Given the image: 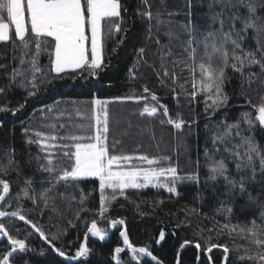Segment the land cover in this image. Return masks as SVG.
<instances>
[{
    "label": "snow or ice",
    "instance_id": "6c2138e0",
    "mask_svg": "<svg viewBox=\"0 0 264 264\" xmlns=\"http://www.w3.org/2000/svg\"><path fill=\"white\" fill-rule=\"evenodd\" d=\"M141 4L137 16L142 23L147 21L146 40L151 43L155 37L157 48L153 56L159 63L157 65L155 60L150 63L146 59L149 49L140 47L136 53L137 60L129 69L131 81L143 78L144 68L151 69L157 81L162 86L170 87L177 98L180 95L176 92L177 87L190 100L203 96L205 113L209 119L229 105L230 98L225 92V83L230 79L229 70L237 74L242 89L247 85L251 91V86L256 83L264 87V15L257 14L258 0H212L210 11L214 5L220 6V11H212V19L219 22V27L206 34L201 33L199 24L192 20V0H187L189 19L181 27L188 34V39L181 43L182 52L179 55L174 54L169 46L173 38L179 39L170 28L164 33L169 37V44H162L155 36L161 25L171 22L162 20L159 10L153 12L149 0H141ZM260 4H264V0H260ZM124 11L127 9L122 0H26V3L25 0H0V42L11 43L12 60L16 62L11 72L7 73V83L0 86V95H7L15 87L23 89L27 98H31L51 87L55 80L68 78L75 81L77 78L97 77L107 66L105 45L118 34L126 36L128 28L122 15ZM168 15L174 13L169 12ZM250 35L255 42L254 48L246 44ZM124 36L116 40L113 52L124 43ZM43 55L48 57L47 70L41 64L40 58ZM6 67L0 64V68ZM178 67L180 72L176 71ZM184 71L189 76L181 82ZM188 84L191 85V92L187 91ZM143 94H148L154 103H145L133 115L149 120L163 117L158 121L160 124L167 123L177 131H183L187 122L182 117H171L169 108L160 104L159 97L151 93L147 86H143ZM143 94L133 92L117 97L114 101L92 99L94 124L86 125L82 122L86 117L75 100L69 101L63 108L60 107L63 101L57 100L51 106L45 105L39 109L41 129L25 127L24 134L26 143L37 145L42 154L37 155L34 162L37 171L47 173L46 178L39 180V184L46 186L37 191L36 181L27 178L17 193V200H31L37 207L43 202L47 208L49 201L57 197L75 200L67 189L79 187L83 180L94 179L98 181L100 194L98 215L103 219L116 199L127 198L126 190L151 187L179 195V183L191 181L199 184V170L202 166L199 157L195 162L196 170L181 175L170 157L127 154L122 150V140L113 137L110 141L108 104H124L129 101L140 104L146 99ZM246 103L251 110L241 111L236 121H221L213 128L206 125L210 146L206 142L203 152V167L208 172L205 186H211L215 194V184L222 180L225 188L222 195L230 201L228 204L221 201L216 214L223 216L224 222L221 224L216 221V225L209 231H216L218 227L230 239L239 237L245 242L230 248L227 243L220 244L208 239L206 252L221 248L224 264H231L229 254L234 250H242L237 256L241 261L264 264V200L261 199L264 196V148L255 135L258 129L264 132V94H261L260 103L253 105L251 100ZM24 106L23 103L18 107L0 104V112H10L15 116ZM76 117H79L80 122ZM124 134L127 135V132ZM223 153L227 156H223ZM218 156L221 158L217 159ZM227 161L235 165L234 173L230 172ZM7 162L9 165L15 164V156L10 154ZM32 163V160L27 162L29 167ZM0 171L6 174L8 169L0 166ZM0 186V204H7V208H11V203L6 200L10 192L9 182L0 178ZM86 199L82 194L77 202L83 205ZM240 200L244 201V211L255 206L252 214L244 220L234 218V205ZM53 210L58 211L55 207ZM24 211L25 207L19 203L15 210H0V264H18V258L34 251L27 242L33 232L39 235L52 252L65 260L87 258L90 253L87 246L89 236L103 242L108 235L106 229L98 227L96 220H92L86 228L85 242L78 247L74 256H70L56 246L54 240L57 237L49 238L25 216ZM188 213L201 214L196 208L189 209ZM10 218L23 221L33 231L25 232L23 239L19 238L21 229L15 225L10 229L4 222ZM124 224L123 219L110 221L112 228ZM13 229L16 234H13ZM119 235L124 247L117 246L114 249L113 259L116 264H122L120 253L126 250L130 251L131 260L136 264H140L141 258L157 261V257L147 247L133 246L127 230L120 231ZM164 239L165 234L161 232L159 241ZM188 243L191 241L184 242ZM195 247L200 249L202 246L197 242ZM40 255H44V252L41 251ZM24 264H29V261L25 260Z\"/></svg>",
    "mask_w": 264,
    "mask_h": 264
},
{
    "label": "trees",
    "instance_id": "16d2710c",
    "mask_svg": "<svg viewBox=\"0 0 264 264\" xmlns=\"http://www.w3.org/2000/svg\"><path fill=\"white\" fill-rule=\"evenodd\" d=\"M149 2L153 6V12L159 10L162 14L161 19L171 22L161 25L159 33H156L155 36L160 39L162 44H169V37L164 33L170 28L174 36H178L179 39L173 38L169 46L174 54L179 55L182 52L181 43L188 39V34L181 27L187 24L189 19L187 0H164L163 4L161 0H149ZM211 2L212 0H192V20L199 24L200 32L203 34L215 31L219 27V22L212 19V11H220V6L214 5L210 11L209 4ZM122 4L127 9L122 12V15L125 18L128 31L126 36L118 34L105 45L107 66L97 77L77 78L75 81L68 78L55 80L51 87L41 90L37 96L31 98H27L23 89L15 87L7 95H0V104L7 103L10 107H18L22 103L25 105L15 116L10 112H0V166L8 169L6 174L0 171V178L10 184V192L6 200L12 205L11 208H7V204H0V210L11 211L15 210L17 203L23 205L25 216L40 227L49 238L57 237L54 240L56 246L62 248L70 256H74L78 247L85 242L86 228L90 226L92 220H96L98 227L106 229L108 232L107 238L103 242L89 236L87 240V246L90 249L89 256L74 260H65L52 252L49 246L39 238V235L33 232L27 242L34 251L18 258V264H24L25 260L29 261V264H116L113 259L114 249L117 246L124 247L119 235L123 230H127L133 246L147 247L157 257V261L141 258L140 264H157V262L158 264H224L221 248H215L211 253L206 252L205 245L208 239L211 238L213 242L220 244L227 243L230 248L234 244L245 243L239 237H236L235 240L230 239L218 227L216 231H209L216 225V221H220L221 224L224 222V217L216 214V209L221 207V201H224L225 204L230 201L222 195L225 191L222 180L216 182L215 194L211 186H205L208 172L203 167V152L206 142L210 146V141H207L206 125L213 128L221 121L228 123L236 121L241 111L251 110L246 103L247 100H251L253 105L261 102L264 87L256 83L251 86V91L247 85L242 89L237 74L229 70L230 79L225 83V92L230 98L229 105L226 108H221L209 119L205 113L203 96H197L195 100H190L186 93L177 87L176 92L180 93L177 98L170 87L162 86L157 81L155 75L151 73V69L144 68L143 78L131 81L129 69L136 62V53L140 47L149 49L146 59L150 63L155 60L158 65L159 61L153 56L157 48L154 42L155 37L151 43L146 40L147 21L142 23L137 16V9L142 8L141 0H122ZM258 5L257 14L264 15V4H260V0H258ZM169 12L174 15L169 16ZM121 36H124V43L113 52L116 40ZM246 44L255 47L251 35ZM40 60L47 70L49 64L47 55L41 56ZM15 63L12 60L11 43L0 42V64L7 66L0 68V86L7 83V73L11 72ZM176 71L180 72L181 69L178 67ZM85 75L87 76V73ZM188 76L189 73L184 71L181 75V82ZM143 86H147L151 93L159 97L160 104L169 108L171 117L179 116L187 122L183 131H177L167 123L160 124L158 121L163 117L149 120L133 115L145 103H154L148 94H143ZM186 87L188 92L192 91L190 84ZM133 92L137 95L143 94L146 99L142 100L140 104L131 101L124 104L111 103L110 141L113 137L122 140V150L127 154L170 157L172 164L178 166L181 175L195 171V162L199 157L202 165L199 170V184L191 181L179 183L177 185L179 195L169 193L165 189L151 187L126 190L127 198L116 199L103 219L98 215L100 194L98 181L94 179L83 180L79 183V187L67 189L71 196L75 197V200L57 197L54 201H49L47 208L44 207L43 202H40L37 207L31 200L23 198L17 200V193L20 192L27 178L36 181L37 191L46 186L39 184V180L46 178L47 173L37 171V165L34 162V158L42 154L39 153L37 145L26 143L24 134L25 127L41 129L39 109L45 105L51 106L57 100L63 101L60 105L63 108L68 105L69 101L75 100L79 103L82 112L89 114L92 99L114 101L117 97L127 96ZM83 103L85 106L82 107ZM76 120L80 122L79 117H76ZM129 122L131 127H129ZM83 123L87 125L89 122L84 121ZM125 132L127 135L124 134ZM255 135L260 141L261 147L264 148V132L258 129ZM10 154L15 156L16 163L13 165H9L7 162ZM222 155L227 156L226 153ZM220 158L221 156L217 157V159ZM30 160L33 161L31 167L27 164ZM227 163L230 172L234 173L235 165L231 161H227ZM0 192H2V186H0ZM82 194L87 199L83 205H80L77 201ZM261 199L264 200V196H261ZM243 204L244 201L240 200L234 205V218L244 220L252 214L255 206L249 211H244ZM54 207L58 211H54ZM84 208L89 210H82ZM192 208L198 209L201 214H189L188 210ZM205 214L207 218H205ZM78 216L79 219H77ZM119 219H123L125 224L112 228L110 221ZM4 222L10 229L13 225L20 228L19 238L21 239L24 238L25 232L33 231L30 225L15 218ZM161 232L165 234L163 241H159ZM13 234H16L14 229ZM185 241H191V243L184 244ZM197 242L202 246L200 249L195 247ZM181 245L184 247L181 248ZM41 251L44 252V255H40ZM240 251L242 250L230 252L231 264H252L248 260L237 259ZM119 258L122 264H136L131 260L130 251L126 250L120 253Z\"/></svg>",
    "mask_w": 264,
    "mask_h": 264
},
{
    "label": "rangeland",
    "instance_id": "374dc122",
    "mask_svg": "<svg viewBox=\"0 0 264 264\" xmlns=\"http://www.w3.org/2000/svg\"><path fill=\"white\" fill-rule=\"evenodd\" d=\"M25 3H26V0H25ZM83 106H85V104L83 103L82 104V107ZM111 108V103H109L108 104V109H109V113H110V109ZM81 109V108H80ZM89 109H90V112H89V114H86L84 111H83V113H84V115H85V117H86V119L84 120V121H88L89 123L88 124H94V121L92 120V115H93V113H92V107H91V105H90V107H89ZM82 111V110H81ZM83 121V122H84ZM107 238V237H106Z\"/></svg>",
    "mask_w": 264,
    "mask_h": 264
}]
</instances>
